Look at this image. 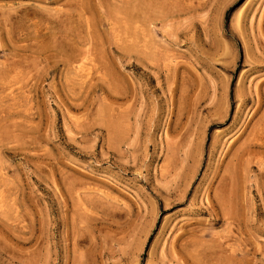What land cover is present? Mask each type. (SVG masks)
<instances>
[{
    "label": "rangeland",
    "instance_id": "1",
    "mask_svg": "<svg viewBox=\"0 0 264 264\" xmlns=\"http://www.w3.org/2000/svg\"><path fill=\"white\" fill-rule=\"evenodd\" d=\"M0 264H264V0H0Z\"/></svg>",
    "mask_w": 264,
    "mask_h": 264
},
{
    "label": "bare ground",
    "instance_id": "2",
    "mask_svg": "<svg viewBox=\"0 0 264 264\" xmlns=\"http://www.w3.org/2000/svg\"><path fill=\"white\" fill-rule=\"evenodd\" d=\"M185 238H186V234L184 233V234H182V235L179 237V241H183ZM181 245L184 246L183 243H182Z\"/></svg>",
    "mask_w": 264,
    "mask_h": 264
}]
</instances>
